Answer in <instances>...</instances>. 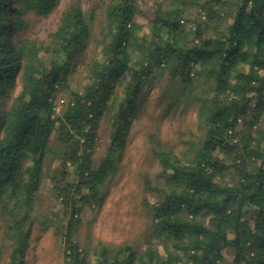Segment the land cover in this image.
<instances>
[{"label": "trees", "instance_id": "16d2710c", "mask_svg": "<svg viewBox=\"0 0 264 264\" xmlns=\"http://www.w3.org/2000/svg\"><path fill=\"white\" fill-rule=\"evenodd\" d=\"M98 1L105 8L99 25L94 8L88 13L83 0H73L49 43L39 45L24 37L27 18L52 16L60 0H16L12 20L8 0H0V232L8 264H25L34 194L48 161L60 160L49 177L73 212L77 199L99 198L139 118L140 98L156 81L159 89L178 83L172 95L182 91L168 101L182 107L164 106L160 123L195 114V129L181 131L178 150L162 139L161 127L147 131L161 167L150 189L163 252L101 246L92 258L71 218L58 230L66 264H219L228 246L233 264H264V0H155L151 8L148 0ZM81 61L90 84L55 116L54 92ZM105 115L109 154L94 169ZM69 164L83 182H68Z\"/></svg>", "mask_w": 264, "mask_h": 264}, {"label": "rangeland", "instance_id": "374dc122", "mask_svg": "<svg viewBox=\"0 0 264 264\" xmlns=\"http://www.w3.org/2000/svg\"><path fill=\"white\" fill-rule=\"evenodd\" d=\"M72 1L60 0L59 10L48 18L33 14L26 17L30 27L24 37L40 42L39 45L48 44L51 34L57 28L60 14ZM154 2L155 0H148L146 8L147 6L151 8ZM8 3V16L12 20L16 0H8ZM102 5L98 0H83L82 3L88 13L94 8L97 25L104 20L105 8ZM147 16L144 15L145 18L141 16L140 22L146 23ZM8 37L14 42L17 41L11 29L8 31ZM91 51L92 47L89 46L87 49L89 58ZM88 84H90L88 63L81 61L70 73L67 82L59 85L54 92L52 103L55 106V116L66 109L72 92H82ZM158 84L156 81L146 86L145 93L140 98L139 118L133 123L124 152L116 155L115 167L102 185L99 198H89L86 203L77 199L76 211L73 212L72 204L67 206L58 198V191L49 177L50 173L60 167V160L57 158L53 162L48 161L42 175L41 188L34 194L33 230L25 255V264H66L63 240L58 235V230L61 231L60 227L65 226L71 218L76 226L74 237L92 258L96 256V251L101 250V246L113 251L131 247L137 252L156 247L163 252V239L155 234L152 213V206L156 203L157 197L150 189L151 186L157 185L161 167L152 152L147 131L149 128L156 130L161 127L162 139L178 150L181 148L180 141L183 138L181 131L185 127L195 129V114L191 112L186 122H182L181 117H169L160 123L158 119L166 112L164 106L169 105L170 110L182 107V101L168 102L173 96H182V91L172 95L177 91L178 83L175 82L170 84L166 82L163 89L157 88ZM151 86L153 88H150ZM164 94L166 98L162 101L160 98ZM154 120L157 121V127ZM111 130L108 116L105 115L100 120L98 139L91 158L94 169H98L109 154ZM68 168L70 170L68 182L75 184L83 182L84 179L75 174V166L69 164ZM11 208L12 206L9 207ZM2 215L3 212L0 210V225L3 224ZM3 234V231L0 232V264H8L10 248L1 246ZM223 256L224 259L219 264H233L232 246L224 248Z\"/></svg>", "mask_w": 264, "mask_h": 264}]
</instances>
